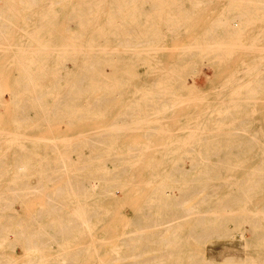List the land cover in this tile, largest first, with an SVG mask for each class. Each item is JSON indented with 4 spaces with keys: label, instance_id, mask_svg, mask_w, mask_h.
Returning <instances> with one entry per match:
<instances>
[{
    "label": "bare ground",
    "instance_id": "6f19581e",
    "mask_svg": "<svg viewBox=\"0 0 264 264\" xmlns=\"http://www.w3.org/2000/svg\"><path fill=\"white\" fill-rule=\"evenodd\" d=\"M211 1L0 0V264H264V0H229L202 42L166 56ZM207 67L226 75L204 91ZM156 121H198L203 153L133 161L121 150L139 148L116 146ZM132 182L155 186L137 232L106 242ZM174 216L196 224L178 233ZM237 234L239 262L192 247Z\"/></svg>",
    "mask_w": 264,
    "mask_h": 264
},
{
    "label": "rangeland",
    "instance_id": "374dc122",
    "mask_svg": "<svg viewBox=\"0 0 264 264\" xmlns=\"http://www.w3.org/2000/svg\"><path fill=\"white\" fill-rule=\"evenodd\" d=\"M229 0H212L211 2H208L206 4L200 5L197 10H203L205 12L199 14L198 16H194V19L191 18L190 24L187 31H183V36L179 37L178 39H171L168 40L170 43L168 45L170 46V52L167 57L174 56V53L176 49L180 46H182L185 43L191 42V41H200L203 40L198 39L197 36H200L204 32H206V29L210 27L213 23L216 24L219 19V12L221 9L227 5ZM164 17V15H163ZM203 17V18H202ZM201 21V22H200ZM196 37V38H195ZM173 51L174 53H171ZM207 73V76L210 78V81L208 82V78H205L202 74L198 73L196 76L198 77V83L202 90H208V88L212 87L213 85L219 84L222 77H225L226 74H221L219 72H216L212 67H207L204 69ZM3 112V109L0 108V113ZM150 122V121H148ZM158 125H163L165 129L163 130H148L145 129L144 126L140 129L130 131L128 133H125L119 142H116V146L121 147H128V146H134L139 149L136 150H128L127 148L121 150L125 153L132 152V153H140L142 157L133 158V161H148V160H161L162 162H177L182 161L183 157L180 155H184V153H203V150L200 148H193L190 147L195 145V134L191 131H196L201 128V126L198 124V121H156ZM153 123L152 125H157ZM66 125V124H63ZM92 127L98 126V123H92ZM149 127V126H145ZM151 133V137L148 139L147 135ZM187 144L188 148L185 147ZM180 147L176 152L177 154L175 156H164L167 153H170V151L173 148ZM193 150V152H191ZM173 154V153H172ZM190 162L189 159H186ZM196 160H204L203 158H197ZM189 162L187 164H189ZM168 169V167H165ZM248 168V167H242V169ZM144 169H152L151 167H145L143 165H139V167L134 168V170L143 171ZM187 170L194 172L196 168H190L187 167ZM241 169V168H240ZM153 170V169H152ZM155 170V169H154ZM159 170H164L163 168H159ZM142 180H144L142 178ZM138 186V183L132 182V187L128 190L129 195H131V198L124 201V214L120 218H116L113 222H118L120 226L118 228H114L116 232H113V235L107 236L105 238V241H117L123 236H127V234H133L136 233V226L134 223L137 222V205L145 203V201L148 199L149 195H147L148 191H151L155 188V186H147L144 192L135 193V191L138 189H143L144 186ZM175 190L183 191L182 186L179 188H176ZM150 194V193H149ZM206 194V192L200 193V195H192L188 198L187 202L185 203V207H194L197 206V203L201 201V198ZM17 209L20 210V205L17 206ZM200 211L204 210V206L202 203L199 207ZM168 221V220H166ZM165 221V222H166ZM149 223L145 224L147 228V233H153L157 231V229H161V227L158 228V226H155L150 221H141V223ZM164 222V223H165ZM171 223H175L179 225L178 233L185 232L186 229H190L191 227H194L196 224L195 218H191L189 220H183L180 219L179 216L172 217ZM163 223V224H164ZM144 226V225H143ZM176 226V225H175ZM177 227V226H176ZM176 227L173 229L167 230L166 234L170 235L172 233L176 232ZM187 232V231H186ZM185 232V233H186ZM102 237L104 234L98 232V236ZM238 235V234H237ZM234 237H228V238H221V239H213L208 241L207 243L197 244L196 241L192 239V247L193 249L204 253L210 260H213L216 263H224L229 262L230 260L234 262H239L240 260L246 258L249 255V251L246 250L242 246V241L239 240L240 237L238 236ZM248 241H251L250 237V231L247 232ZM104 237V236H103ZM250 237V238H249ZM234 238V239H233ZM235 240V241H234ZM230 243V244H229ZM240 245H239V244ZM229 244V245H228ZM226 245V246H225ZM236 247H235V246ZM235 247V248H233ZM109 248V247H108ZM7 253L12 254L13 256L19 258L18 261H21L24 259L25 252L21 247H17V249L14 251ZM233 251V252H232ZM224 254V255H223ZM222 256V257H220ZM220 257V258H219ZM230 261V262H232ZM20 263V262H19Z\"/></svg>",
    "mask_w": 264,
    "mask_h": 264
}]
</instances>
